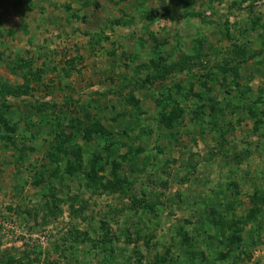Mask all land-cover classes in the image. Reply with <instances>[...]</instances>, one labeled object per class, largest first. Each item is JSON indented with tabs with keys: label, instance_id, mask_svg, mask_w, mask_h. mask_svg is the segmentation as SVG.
Masks as SVG:
<instances>
[{
	"label": "rangeland",
	"instance_id": "1",
	"mask_svg": "<svg viewBox=\"0 0 264 264\" xmlns=\"http://www.w3.org/2000/svg\"><path fill=\"white\" fill-rule=\"evenodd\" d=\"M0 264H264V0H0Z\"/></svg>",
	"mask_w": 264,
	"mask_h": 264
},
{
	"label": "trees",
	"instance_id": "2",
	"mask_svg": "<svg viewBox=\"0 0 264 264\" xmlns=\"http://www.w3.org/2000/svg\"><path fill=\"white\" fill-rule=\"evenodd\" d=\"M257 1H260V0H257ZM181 111L177 109V111H172V114H174L173 116V119H177L178 116L180 115ZM171 120H172V117H171ZM162 123H164L165 125L169 126L170 123H169V120L168 119H165V117L162 118ZM95 130H102L99 126L96 125V127L94 128ZM93 131V130H92ZM94 132V131H93ZM9 136L8 135H5V136H2L1 139L2 140H9ZM70 154L75 157L76 159L80 158L81 157V151L80 149H76V150H73L70 152ZM67 168H72L71 167V163L69 160H67V163H66V170Z\"/></svg>",
	"mask_w": 264,
	"mask_h": 264
}]
</instances>
